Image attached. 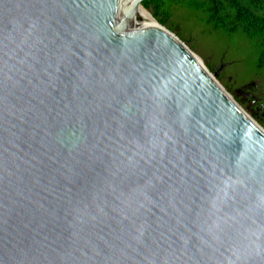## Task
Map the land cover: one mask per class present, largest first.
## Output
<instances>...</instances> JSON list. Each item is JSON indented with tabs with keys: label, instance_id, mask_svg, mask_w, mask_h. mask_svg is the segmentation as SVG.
<instances>
[{
	"label": "water",
	"instance_id": "95a60500",
	"mask_svg": "<svg viewBox=\"0 0 264 264\" xmlns=\"http://www.w3.org/2000/svg\"><path fill=\"white\" fill-rule=\"evenodd\" d=\"M143 1L0 0V264H264V130Z\"/></svg>",
	"mask_w": 264,
	"mask_h": 264
},
{
	"label": "trees",
	"instance_id": "16d2710c",
	"mask_svg": "<svg viewBox=\"0 0 264 264\" xmlns=\"http://www.w3.org/2000/svg\"><path fill=\"white\" fill-rule=\"evenodd\" d=\"M141 5L185 44L190 37L188 28L175 21L191 22L190 29H199L201 35L216 43H225L239 34L254 49L258 69L255 73L264 72V0H144ZM189 48L194 51L193 46ZM206 66L214 73L211 64ZM251 115L264 127V121L252 112Z\"/></svg>",
	"mask_w": 264,
	"mask_h": 264
},
{
	"label": "rangeland",
	"instance_id": "374dc122",
	"mask_svg": "<svg viewBox=\"0 0 264 264\" xmlns=\"http://www.w3.org/2000/svg\"><path fill=\"white\" fill-rule=\"evenodd\" d=\"M188 28L189 41L185 44L188 48L193 46L195 53L206 66L212 65V71L216 73L220 85L233 97L240 107L253 119L251 111L240 100L238 90H246L251 87L253 96L259 98V110L257 114L264 111V72H257L256 54L251 45L239 34H234L224 43H216L201 35L199 29H190L191 22L182 23L175 21ZM187 34V35H188ZM207 67V66H206ZM253 114V113H252ZM258 120L261 117H257ZM263 130L255 119H253Z\"/></svg>",
	"mask_w": 264,
	"mask_h": 264
},
{
	"label": "flooded vegetation",
	"instance_id": "af4514ba",
	"mask_svg": "<svg viewBox=\"0 0 264 264\" xmlns=\"http://www.w3.org/2000/svg\"><path fill=\"white\" fill-rule=\"evenodd\" d=\"M252 88L238 90L237 94L240 96V100L246 105V108L249 109L253 114H256L257 117H261L259 120L264 121V111L261 114H257L259 110V98L253 96L251 92Z\"/></svg>",
	"mask_w": 264,
	"mask_h": 264
},
{
	"label": "bare ground",
	"instance_id": "6f19581e",
	"mask_svg": "<svg viewBox=\"0 0 264 264\" xmlns=\"http://www.w3.org/2000/svg\"><path fill=\"white\" fill-rule=\"evenodd\" d=\"M142 16H144L151 24H153V25H155V22L153 21V19H152V17H151V15L149 14V12H145L144 11V9L141 7V6H139V7H137V9H136Z\"/></svg>",
	"mask_w": 264,
	"mask_h": 264
}]
</instances>
